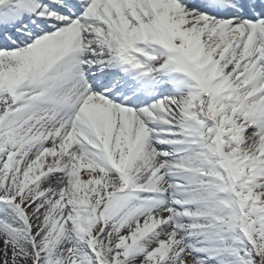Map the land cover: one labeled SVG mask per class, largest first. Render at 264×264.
<instances>
[{
    "label": "snow or ice",
    "instance_id": "6c2138e0",
    "mask_svg": "<svg viewBox=\"0 0 264 264\" xmlns=\"http://www.w3.org/2000/svg\"><path fill=\"white\" fill-rule=\"evenodd\" d=\"M0 264H264V0H0Z\"/></svg>",
    "mask_w": 264,
    "mask_h": 264
}]
</instances>
